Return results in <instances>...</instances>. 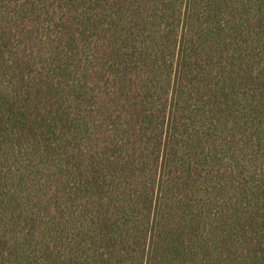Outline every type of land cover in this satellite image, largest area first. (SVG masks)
<instances>
[{
  "label": "trees",
  "instance_id": "trees-1",
  "mask_svg": "<svg viewBox=\"0 0 264 264\" xmlns=\"http://www.w3.org/2000/svg\"><path fill=\"white\" fill-rule=\"evenodd\" d=\"M0 264H264V0H0Z\"/></svg>",
  "mask_w": 264,
  "mask_h": 264
}]
</instances>
